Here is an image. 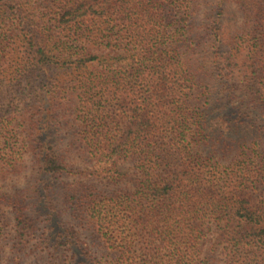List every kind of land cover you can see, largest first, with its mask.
I'll use <instances>...</instances> for the list:
<instances>
[{
  "label": "trees",
  "instance_id": "16d2710c",
  "mask_svg": "<svg viewBox=\"0 0 264 264\" xmlns=\"http://www.w3.org/2000/svg\"><path fill=\"white\" fill-rule=\"evenodd\" d=\"M0 264H264V0H0Z\"/></svg>",
  "mask_w": 264,
  "mask_h": 264
},
{
  "label": "rangeland",
  "instance_id": "374dc122",
  "mask_svg": "<svg viewBox=\"0 0 264 264\" xmlns=\"http://www.w3.org/2000/svg\"><path fill=\"white\" fill-rule=\"evenodd\" d=\"M13 183H14V182H10V186H12Z\"/></svg>",
  "mask_w": 264,
  "mask_h": 264
}]
</instances>
